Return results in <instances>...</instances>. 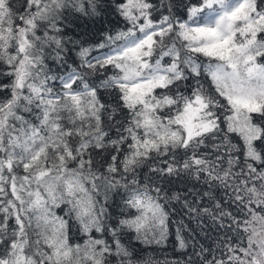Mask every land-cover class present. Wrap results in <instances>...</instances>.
I'll return each instance as SVG.
<instances>
[{
  "label": "snow or ice",
  "instance_id": "snow-or-ice-1",
  "mask_svg": "<svg viewBox=\"0 0 264 264\" xmlns=\"http://www.w3.org/2000/svg\"><path fill=\"white\" fill-rule=\"evenodd\" d=\"M0 264H264V0H0Z\"/></svg>",
  "mask_w": 264,
  "mask_h": 264
},
{
  "label": "trees",
  "instance_id": "trees-1",
  "mask_svg": "<svg viewBox=\"0 0 264 264\" xmlns=\"http://www.w3.org/2000/svg\"><path fill=\"white\" fill-rule=\"evenodd\" d=\"M110 20H112L113 22H115L116 18L115 17H110ZM85 23L86 22H81V27L80 28H76L74 29L76 32H81L84 27H85ZM87 28L91 29L93 27V25H91L90 23L86 24ZM100 25L97 24L96 27H99ZM181 218V214L179 213V210L177 213H174L172 216L173 220H179ZM185 223L189 224V227L192 229L196 230V233L199 232V229L197 228L195 223H189V221L187 220V218L185 217ZM172 235H170L169 237V242L167 244L166 248H160L157 246H144V251H143V255L145 256V258H152L154 260L157 261H163V260H184L187 259V255L191 254L193 249L190 246L189 249L187 250V253H183V252H178L175 249V236H174V232H175V227L173 226L172 229ZM194 233V234H196ZM187 235V234H186ZM197 239L203 241V236L202 235H197ZM207 243H211V241H205Z\"/></svg>",
  "mask_w": 264,
  "mask_h": 264
}]
</instances>
